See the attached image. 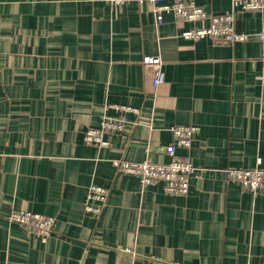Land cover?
<instances>
[{
	"label": "crops",
	"instance_id": "0c3cea01",
	"mask_svg": "<svg viewBox=\"0 0 264 264\" xmlns=\"http://www.w3.org/2000/svg\"><path fill=\"white\" fill-rule=\"evenodd\" d=\"M208 14L231 0H194ZM169 1V3H171ZM126 0H0V264H264V192L229 182L225 170L264 169V60L256 39L233 45L181 37L208 25ZM264 13L239 11L255 34ZM146 57H158L155 89ZM126 114L109 146L85 142L112 107ZM198 128L186 196L143 186L115 161L167 164L172 129ZM109 190L103 212L85 210L88 189ZM53 217L47 241L9 221L13 212Z\"/></svg>",
	"mask_w": 264,
	"mask_h": 264
},
{
	"label": "built area",
	"instance_id": "2783aa9c",
	"mask_svg": "<svg viewBox=\"0 0 264 264\" xmlns=\"http://www.w3.org/2000/svg\"><path fill=\"white\" fill-rule=\"evenodd\" d=\"M102 1L110 5L116 13L123 7L126 0H90ZM147 1L153 6L157 25L163 24L164 14L173 13L178 21L200 22L209 19L208 25L194 27L182 32L181 37L196 41L204 38L211 39L215 44L233 45L238 42L258 40L263 45L264 60V24L260 31L248 34L238 31L236 14L239 11L264 13V0H231V9L220 15L208 17L207 12L198 6L194 0H139ZM146 65H152L154 70L153 86L158 88L165 82V73L162 61L158 57H146ZM119 114L117 116L104 115L101 125L96 129H88L85 133V142L90 146L103 148L109 146L105 139L106 134L121 132L127 123L126 114L138 113V110L120 105L112 106ZM174 144L166 148L171 160L167 164H157L151 161L132 163L124 160L115 161V166L124 173L137 176L143 186L164 183V190L171 195L186 196L189 192L190 175L195 171L191 163L177 156V148L189 149L198 128L182 125L172 129ZM229 182H236L249 189L254 196L264 192V169L230 168L225 170ZM109 190L99 185H91L88 189L85 210L93 216H99L106 207ZM9 221L17 223L30 236L47 241L53 233L55 219L41 214L17 211L9 216Z\"/></svg>",
	"mask_w": 264,
	"mask_h": 264
}]
</instances>
